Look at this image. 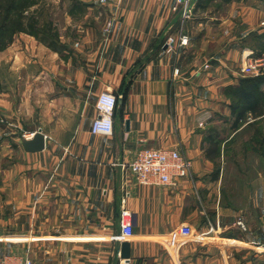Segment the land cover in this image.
Returning a JSON list of instances; mask_svg holds the SVG:
<instances>
[{
    "label": "crops",
    "instance_id": "obj_1",
    "mask_svg": "<svg viewBox=\"0 0 264 264\" xmlns=\"http://www.w3.org/2000/svg\"><path fill=\"white\" fill-rule=\"evenodd\" d=\"M175 2L74 0L55 48L21 35L26 53L12 42L0 51L15 88L0 91V118L14 119L5 135L19 154L0 180V255L32 264H264V147L249 177L228 169L242 133L251 152L253 135L264 134L236 123L229 91L248 77L246 57L241 46L225 47L228 36L241 38L239 25L259 21L256 5L235 20L234 6L224 17L203 0ZM179 35L187 45L169 49L167 39ZM21 81L27 97L13 107ZM102 92L116 98L109 135L91 133ZM246 115L264 119V111ZM38 129L45 148L24 151L20 134ZM142 149L179 151L190 176L174 187L137 184L127 165ZM122 210L133 223L128 238L120 235ZM185 226L189 236L180 234Z\"/></svg>",
    "mask_w": 264,
    "mask_h": 264
},
{
    "label": "rangeland",
    "instance_id": "obj_2",
    "mask_svg": "<svg viewBox=\"0 0 264 264\" xmlns=\"http://www.w3.org/2000/svg\"><path fill=\"white\" fill-rule=\"evenodd\" d=\"M0 1L3 4H5L9 0H0ZM73 1L74 0H39V1H37V3L33 4L30 7L28 12H24L23 15L25 17V21H27L28 18L31 17L33 22L31 20L29 22L32 24L33 32H40L42 27H43V30H45V29H47V27H49L51 33H54L57 35V32H60V34H63L62 33V27L65 24V19H67L66 12L71 7V5H73ZM238 1L240 2V0H203L202 7H205V5H204L205 3L208 4V6L211 5L212 7L213 6L215 7V5H218L215 8L220 11V15L225 17V15H227L228 12H230L231 7L234 6V11L237 10V11H235L236 12L235 20H237V14H239L238 18H241V20H242L243 18H246V16H248L250 14V9H249L250 6H248L249 3H251L253 1L254 4L256 5L255 10L258 11V12L256 11V13L258 15L259 21L257 23H252L250 25V28L249 29L246 28V30H244L243 26L239 25L237 27V29L239 31H241L240 32L241 34H238L239 32L237 34L239 36L241 35V38L238 40H233V39L230 40V39H228V37H229L228 36L225 40V47L229 48V47L241 46L242 55L244 57H246L245 61L243 62V67L249 61H257L258 62V66H259L258 67L259 68L258 73L256 75H252V74L248 75V77L257 78V79L259 78L261 80L259 82L260 83L259 85L256 83V87H257V91L259 94V95H257V97H259L258 102H262V101H264V88H263L264 87V0H244V4L239 5V7L237 5ZM241 1L243 2V0H241ZM25 7L26 6L23 3V7L21 9H25ZM251 7H253V6H251ZM93 12L94 11H92L90 13V16L92 14H95ZM231 13L233 14V12H231ZM2 16H3V13L0 11V24H1ZM24 24H25V22H24ZM241 24L243 25L244 23H241ZM26 25H28V22L26 23ZM235 26H237V23ZM215 28L216 27L214 26L213 29H215ZM224 30L226 32H228V31L231 32L233 30V26L230 23L226 22L224 24ZM21 35L22 36L23 35L30 36L31 34L27 33L26 31L20 32V33L17 32L15 34H13V36L11 37V42L15 43L19 47H23V53H26V46L29 47L30 44L27 41H22V40L17 41V39H19L20 38L19 36H21ZM39 36L44 38V32H43V34L39 33ZM32 37L36 39V40L34 39V41H33L34 44L44 43V41H42L41 38H36L34 35ZM238 37H236V38H238ZM44 40H45V38H44ZM0 64H2V66L0 65V81L5 82L4 86L2 84L0 85V91L5 92V90L11 89L13 92V90L15 88L7 86L8 83H6V81L9 82V80L7 79L8 78L7 70H9L10 64L7 62H2ZM24 73H25L24 71L19 70L18 72H16V76L25 77ZM13 76L15 78V74H13ZM12 82H13V80H12ZM17 91L19 94L15 95V97L13 98V107H19L20 105L24 104V102H25V97H27V93H26L24 81H21V83L17 84ZM231 95H233V94H231ZM21 99H23V101H22L23 103L20 102ZM230 102H232L231 99H230ZM11 120H12V122L14 121V119H10V117L0 118V180H1V176L8 174L9 169L13 165L17 164V162L19 161L18 160L19 154L16 152L15 148L9 147V145H13V143L9 144V141H10L9 136L5 135V132H8L5 130V127L10 128L11 126H13ZM261 121H262V123H261ZM232 123H233L232 120H231V123H229V124L227 122V126L230 127ZM238 125L239 126L246 125L248 127L259 126V128L260 127L264 128V119L254 121L251 119L250 116L245 114V118L241 122H239ZM26 129H27L26 127H23V130H26ZM245 133H246V131H245ZM243 134L244 133H242L241 136H239V139L237 141V143H240V144H237V148L240 149V151H238V153H236L235 155L231 154L232 158H229L230 161H228L229 162L228 169L230 170L231 173L233 172L236 175H239V173H241V175L243 176L242 178L244 180L245 177H249L254 172V170H256V166H254V165L251 166L250 164L252 161L253 162L255 161V159L253 160V158L256 157L258 155V153H260V151L258 152L257 151L258 148H255L251 152L250 148H246V146H244L242 143V140L244 138ZM20 137H21L20 139L26 138L25 133L22 132L20 134ZM253 139H254V135H253ZM259 139H260V136H259ZM1 142H4L3 145H1ZM254 142H255V140H254ZM241 143H242V146H241ZM11 150H12V152H11ZM23 168H24V166H23ZM21 173H25V170L23 169V171H21ZM0 184H1L0 185L1 187L4 186V183H1V181H0ZM227 185H230V184H227ZM5 190H6V187L2 188V190H0V204L4 200L5 194H7ZM8 193H9V191H8ZM2 209H3L2 211H3V215H4V216L2 215V218L5 217V219H8V217H9L8 216V214H9L8 210L5 209V206L2 207ZM5 221H8V220H5ZM2 256H8V254L0 255V258H2Z\"/></svg>",
    "mask_w": 264,
    "mask_h": 264
},
{
    "label": "built area",
    "instance_id": "obj_3",
    "mask_svg": "<svg viewBox=\"0 0 264 264\" xmlns=\"http://www.w3.org/2000/svg\"><path fill=\"white\" fill-rule=\"evenodd\" d=\"M117 5L126 0H114ZM189 0H176L175 5H188ZM188 13V12H187ZM111 22L106 24L105 32H109ZM188 43V39L184 35H179L177 39L168 38L166 45L169 49L184 47ZM208 65H204V69H208ZM257 61H249L243 72L247 75H256L259 71ZM178 70L174 69L173 74L177 75ZM97 116L91 123L92 134H111L113 128V112L116 106V98L109 92H102L96 99ZM32 134L29 135L31 137ZM127 169L133 175L135 181L139 185L152 186H176L178 180H183L190 176V162L184 158L177 150H155L142 149L134 160L127 165ZM133 233V223L130 214L126 210L120 213V235L128 238ZM180 234L189 236L191 230L188 227H182ZM0 264H32L28 259L19 260L11 255L2 256Z\"/></svg>",
    "mask_w": 264,
    "mask_h": 264
},
{
    "label": "trees",
    "instance_id": "obj_4",
    "mask_svg": "<svg viewBox=\"0 0 264 264\" xmlns=\"http://www.w3.org/2000/svg\"><path fill=\"white\" fill-rule=\"evenodd\" d=\"M39 0H9L7 3L3 4L0 1V11L3 13L1 24H0V51L3 50L11 43V37L17 32H27L31 36L36 38H41L44 43L49 47H56V37L57 35L51 33L50 28L43 30V27L40 32H33L32 24L29 22L33 20L28 18L25 21L24 12H28L30 7L37 3ZM25 4V9H21ZM27 3V4H26ZM25 22V24H24ZM28 22V25L26 23ZM28 30V31H27ZM44 38L39 36V33L43 34ZM261 80L258 78L245 77L240 80L239 87L229 91V96L231 99V111L233 114H236L237 121L243 120L246 113H251L255 116L261 114L264 111V101L258 102L257 87L256 83L259 85ZM237 125V124H236ZM261 128V127H260ZM260 136V139H259ZM255 143L258 145V149L261 150L264 147V134L258 133L254 134Z\"/></svg>",
    "mask_w": 264,
    "mask_h": 264
},
{
    "label": "water",
    "instance_id": "obj_5",
    "mask_svg": "<svg viewBox=\"0 0 264 264\" xmlns=\"http://www.w3.org/2000/svg\"><path fill=\"white\" fill-rule=\"evenodd\" d=\"M21 146L24 151L28 153L40 152L45 148V136L41 133V130H37L32 133L30 138H22ZM120 258L126 261L130 258L129 243L123 242L120 247Z\"/></svg>",
    "mask_w": 264,
    "mask_h": 264
}]
</instances>
